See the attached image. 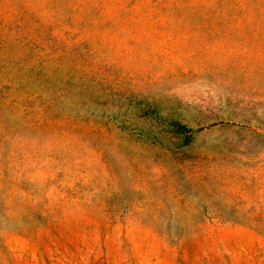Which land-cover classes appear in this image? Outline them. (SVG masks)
Instances as JSON below:
<instances>
[{"label":"rangeland","instance_id":"1","mask_svg":"<svg viewBox=\"0 0 264 264\" xmlns=\"http://www.w3.org/2000/svg\"><path fill=\"white\" fill-rule=\"evenodd\" d=\"M0 264H264V0H0Z\"/></svg>","mask_w":264,"mask_h":264},{"label":"trees","instance_id":"2","mask_svg":"<svg viewBox=\"0 0 264 264\" xmlns=\"http://www.w3.org/2000/svg\"><path fill=\"white\" fill-rule=\"evenodd\" d=\"M177 131V133L179 134H182V135H185V138L184 140L187 142H190L192 140V136L190 135L191 134V130L188 129L186 126L176 122V121H173L172 124H171Z\"/></svg>","mask_w":264,"mask_h":264}]
</instances>
